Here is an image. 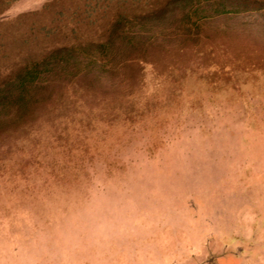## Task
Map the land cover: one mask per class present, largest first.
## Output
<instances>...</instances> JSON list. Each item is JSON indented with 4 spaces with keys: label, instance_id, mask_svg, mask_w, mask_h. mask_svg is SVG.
<instances>
[{
    "label": "rangeland",
    "instance_id": "rangeland-1",
    "mask_svg": "<svg viewBox=\"0 0 264 264\" xmlns=\"http://www.w3.org/2000/svg\"><path fill=\"white\" fill-rule=\"evenodd\" d=\"M49 1L19 0L0 20ZM254 22L217 19L138 69L122 64L119 80L66 81L8 117L0 264H264V33Z\"/></svg>",
    "mask_w": 264,
    "mask_h": 264
},
{
    "label": "trees",
    "instance_id": "trees-1",
    "mask_svg": "<svg viewBox=\"0 0 264 264\" xmlns=\"http://www.w3.org/2000/svg\"><path fill=\"white\" fill-rule=\"evenodd\" d=\"M17 1L0 0V16ZM238 17L264 33V0H51L0 20V126L54 85L119 80V66L138 69L168 39L194 42L217 19Z\"/></svg>",
    "mask_w": 264,
    "mask_h": 264
}]
</instances>
